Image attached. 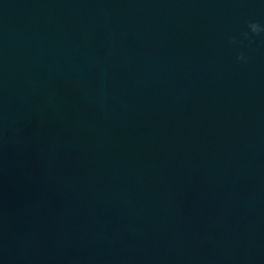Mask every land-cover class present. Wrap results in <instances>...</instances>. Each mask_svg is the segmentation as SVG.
I'll return each instance as SVG.
<instances>
[{"label": "clouds", "instance_id": "obj_1", "mask_svg": "<svg viewBox=\"0 0 264 264\" xmlns=\"http://www.w3.org/2000/svg\"><path fill=\"white\" fill-rule=\"evenodd\" d=\"M248 29L250 33L255 34V35H260L261 33H264V25H261L258 22H249L248 23ZM249 33L245 32L244 35L247 36ZM238 59H244L243 54H241Z\"/></svg>", "mask_w": 264, "mask_h": 264}]
</instances>
